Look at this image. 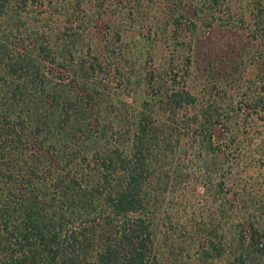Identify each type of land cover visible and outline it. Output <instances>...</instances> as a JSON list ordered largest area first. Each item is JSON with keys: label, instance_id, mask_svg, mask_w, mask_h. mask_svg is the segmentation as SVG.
Returning a JSON list of instances; mask_svg holds the SVG:
<instances>
[{"label": "trees", "instance_id": "obj_1", "mask_svg": "<svg viewBox=\"0 0 264 264\" xmlns=\"http://www.w3.org/2000/svg\"><path fill=\"white\" fill-rule=\"evenodd\" d=\"M88 1L97 15L109 7ZM83 3L0 0V264H161L165 206L189 185L211 193L209 171L228 163L215 132L231 130L198 105L187 69L148 65L117 31L118 47L96 45ZM191 3L203 20L219 14V0ZM258 214L223 264H264V205Z\"/></svg>", "mask_w": 264, "mask_h": 264}, {"label": "rangeland", "instance_id": "obj_2", "mask_svg": "<svg viewBox=\"0 0 264 264\" xmlns=\"http://www.w3.org/2000/svg\"><path fill=\"white\" fill-rule=\"evenodd\" d=\"M83 1L96 14L89 19L96 45L118 47L115 32L123 33L124 45L143 49L148 65L184 66L198 105L220 109L231 131L217 128L215 136L227 143L228 163L209 171L211 193L189 185L172 211L165 206L156 247L161 264H223L243 217L258 218L264 205V0H219V14L208 21L193 14L192 0H105L102 15L94 2ZM167 14L185 18L167 26Z\"/></svg>", "mask_w": 264, "mask_h": 264}]
</instances>
